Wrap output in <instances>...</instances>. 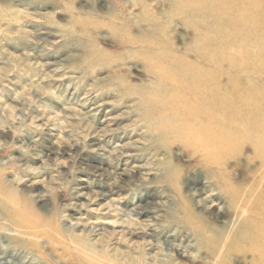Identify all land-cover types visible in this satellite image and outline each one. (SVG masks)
Segmentation results:
<instances>
[{"label":"rangeland","instance_id":"1","mask_svg":"<svg viewBox=\"0 0 264 264\" xmlns=\"http://www.w3.org/2000/svg\"><path fill=\"white\" fill-rule=\"evenodd\" d=\"M192 36L176 0H0L4 177L24 207L64 239L89 242L106 264H158L166 254V264H187L183 249H162L156 230L181 229L173 243L186 240L182 204L192 205V191L218 193L204 198L217 205L205 216L226 222L211 174L155 131L151 115L167 84L147 60L149 37L184 55ZM137 205L149 211L135 214ZM42 243L11 261L32 260L29 252L59 263Z\"/></svg>","mask_w":264,"mask_h":264},{"label":"bare ground","instance_id":"2","mask_svg":"<svg viewBox=\"0 0 264 264\" xmlns=\"http://www.w3.org/2000/svg\"><path fill=\"white\" fill-rule=\"evenodd\" d=\"M176 1L193 36L184 55L166 40L148 39L147 60L156 65V80L167 84L153 97L154 130L211 174L228 208L221 214L225 223L209 220L205 215L217 205L202 203L218 193L202 197L207 193L195 190L192 205L182 204V229L188 230L184 242L191 240L173 243L181 229L156 232L162 249L184 250L187 264H264V0ZM4 173L0 164V264H40L43 254L38 262L29 252L32 260L11 258L14 251L36 252L42 242L59 263L106 264L89 242L77 243L75 235L64 239L40 210L24 207ZM131 211L149 209L137 205ZM171 258L163 255L158 264ZM43 261L59 264L51 257Z\"/></svg>","mask_w":264,"mask_h":264}]
</instances>
